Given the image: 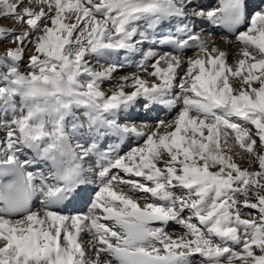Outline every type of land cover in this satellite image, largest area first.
Listing matches in <instances>:
<instances>
[{
  "label": "snow or ice",
  "instance_id": "6c2138e0",
  "mask_svg": "<svg viewBox=\"0 0 264 264\" xmlns=\"http://www.w3.org/2000/svg\"><path fill=\"white\" fill-rule=\"evenodd\" d=\"M0 45V264H264V8L0 0Z\"/></svg>",
  "mask_w": 264,
  "mask_h": 264
},
{
  "label": "bare ground",
  "instance_id": "6f19581e",
  "mask_svg": "<svg viewBox=\"0 0 264 264\" xmlns=\"http://www.w3.org/2000/svg\"><path fill=\"white\" fill-rule=\"evenodd\" d=\"M255 1L256 0H249V2H250V4H252L253 6L255 5ZM203 2L205 3V4H207V5H209V6H215L217 3H218V0H203ZM260 8H264V5L262 6V7H260ZM257 10H259V9H257ZM206 30L207 31H212V26H210V25H206ZM218 30V31H217ZM217 30H215V31H213L212 32V35L213 36H215V37H219V36H221L222 34H219V31H220V29H217ZM230 39L232 38V37H229ZM233 45H236V44H233ZM233 45H223L222 46V48H223V50L224 51H226L227 53H228V57H227V62L229 63V64H233L234 63V61L237 59V53H238V51H239V49H238V46H233ZM127 68V67H126ZM126 68H124V69H126ZM132 69H134L133 70V72L135 71V68H133V67H131ZM122 72H118L117 74H116V77L115 78H119L120 76H123L122 74H121ZM132 73V72H131ZM131 73H128V74H131ZM128 74H126V75H128ZM114 78V79H115ZM107 91V90H106ZM142 107H140L139 105L136 107V109L134 110V111H132L131 112V117L133 118V117H140L141 115H142V113L140 112V109H141ZM161 110V112H162V114H160V113H156L155 114V119H153V120H156V119H163V118H166V117H168L173 111H169L168 109H164L162 106H157L153 111H158V110ZM163 109V110H162ZM153 111H152V113H153ZM125 115H128V114H125ZM132 120V119H131ZM131 120H129L128 122H131ZM110 143H119L118 141H109ZM137 143V139L135 138V137H131V138H129L128 140H126L125 141V143H123L122 144V150H126V148L127 147H130V146H132V145H134V144H136ZM237 158H239V157H237ZM244 160V159H243ZM237 161V160H236ZM241 158H239V163H240V165L242 166L243 164H241ZM238 162V161H237ZM243 167V166H242ZM76 208L77 209H79L80 211H87V208L85 207L84 209H81V207H80V205L78 204L77 206H76ZM67 211H69V212H72V211H74V209L73 208H69ZM174 226H177V225H171L170 226V228L168 229L170 232L172 231V228L174 227ZM177 227H179V226H177ZM173 233V232H172ZM174 234H176V235H179L180 233H174ZM88 237L87 236H84V241H85V244L87 245V241H88Z\"/></svg>",
  "mask_w": 264,
  "mask_h": 264
},
{
  "label": "rangeland",
  "instance_id": "374dc122",
  "mask_svg": "<svg viewBox=\"0 0 264 264\" xmlns=\"http://www.w3.org/2000/svg\"><path fill=\"white\" fill-rule=\"evenodd\" d=\"M264 3V1H262L261 2V5ZM4 24H9V23H11V21H4L3 22ZM233 45V44H232ZM8 46H10V45H0V48H3V47H8ZM233 46H237V45H233ZM30 53L29 52H26L25 53V63H26V60H27V55H29ZM193 53L192 52H188L187 53V55L188 56H191ZM23 67V66H22ZM133 70L134 69H132L131 67H127L126 69H124L123 71H121L122 73V75H126V74H128V73H131V72H133ZM115 80V79H114ZM114 80L112 81V82H108V83H105L104 84V89L105 90H108L111 86H112V84L114 83ZM163 110V109H162ZM140 112L142 113V115L140 116V117H131V122H129V123H135V124H137V125H140V124H142V123H148V124H154L155 123V121L156 120H153V119H148L150 116H152V114H150V112H146L145 110H143V108H141L140 109ZM175 115V111H173L168 117H166V118H163V119H171L172 118V116H174ZM149 116V117H148ZM126 122H128V121H126ZM135 145V144H134ZM134 145H132V146H134ZM127 150V149H126ZM125 150V151H126ZM240 158V157H239ZM239 158H237V157H235V159L238 161V163H239ZM241 164H243L242 166L243 167H248V162H247V158L245 157L244 158V160L243 159H241ZM240 164V163H239ZM182 230L180 229V227H177V226H174L173 228H172V231L171 232H173V233H180Z\"/></svg>",
  "mask_w": 264,
  "mask_h": 264
}]
</instances>
